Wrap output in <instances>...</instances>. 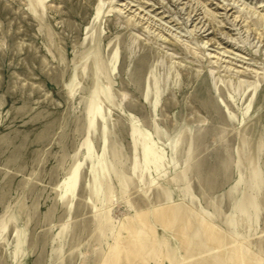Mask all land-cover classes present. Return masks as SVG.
I'll list each match as a JSON object with an SVG mask.
<instances>
[{"label":"rangeland","instance_id":"rangeland-1","mask_svg":"<svg viewBox=\"0 0 264 264\" xmlns=\"http://www.w3.org/2000/svg\"><path fill=\"white\" fill-rule=\"evenodd\" d=\"M0 264H264V0H0Z\"/></svg>","mask_w":264,"mask_h":264},{"label":"bare ground","instance_id":"bare-ground-1","mask_svg":"<svg viewBox=\"0 0 264 264\" xmlns=\"http://www.w3.org/2000/svg\"><path fill=\"white\" fill-rule=\"evenodd\" d=\"M140 5V4H139Z\"/></svg>","mask_w":264,"mask_h":264}]
</instances>
